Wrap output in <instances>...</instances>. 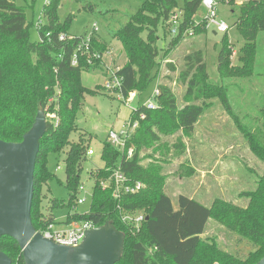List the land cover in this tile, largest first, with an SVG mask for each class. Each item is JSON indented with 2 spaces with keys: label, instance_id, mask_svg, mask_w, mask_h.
<instances>
[{
  "label": "trees",
  "instance_id": "16d2710c",
  "mask_svg": "<svg viewBox=\"0 0 264 264\" xmlns=\"http://www.w3.org/2000/svg\"><path fill=\"white\" fill-rule=\"evenodd\" d=\"M60 1L45 3L41 16L44 21L38 26L40 39L32 41L30 27L33 21L28 20L25 7L18 5L16 0H0V139L21 141L35 123L40 106L52 108L54 102L58 105L59 124L55 126L47 122L48 129L40 140L37 155L31 209L36 230L50 223H59L51 211L43 212L41 203L43 187L57 178L48 166L49 157L60 154L67 146L65 173L70 199L67 204L57 199L50 202L52 208L77 205L82 163L88 147L84 139L71 143L70 136L77 129L76 119L85 95L95 92L81 83L82 72L99 65L98 62L89 65L85 57L79 58L77 66L72 65V56L85 35H69L73 15L60 21L57 11ZM244 1L236 22L240 23L245 40L240 49V64L232 63L233 45L228 44L224 35L217 63L222 80L247 78L256 73V41L264 32V0ZM201 2L185 1L182 8L184 22L172 43L180 38ZM176 7L177 0H144L124 25L108 31L121 41L127 56L126 62L116 71L123 78L122 92L125 96L133 90L142 93L154 79L160 39L156 32L161 24H166ZM204 22L194 26L195 31L203 32L206 29ZM62 34L71 38L62 40ZM91 42L99 52H108L106 42L101 38L92 36ZM170 66L175 69L174 65ZM179 80L186 85L185 104L179 106L177 95L168 84L158 85L161 92L159 107L146 109L143 104L134 111L133 119H137L139 124L129 143L134 146L133 156L120 153L106 139L101 148L104 166L95 172L90 210L87 213H70L63 221L67 224L91 220L96 226L111 222L124 232L123 254L115 264H255L264 256V171L258 177L254 190L240 194L248 199L246 206L220 198L208 206L184 194L178 196L175 206L171 197L162 190L167 176L163 173L161 159L155 156L158 151H163L161 134L173 135L180 131L184 136H191L213 98H218L231 112L228 87L224 83L218 85L209 81L203 50L198 49L185 56V68L180 72ZM231 114L240 127L236 115ZM241 129L253 152L264 162V129ZM175 149L178 157L184 153L182 140L175 144ZM142 150L151 152L141 155ZM145 159H149L147 164L143 163ZM117 165L130 179L146 185L140 192L125 196L122 209L118 208L112 191L99 185V178L109 175L107 169ZM141 209L149 218L143 222L139 232H133L123 221L122 211ZM212 217L252 244L245 256L231 253L220 247L214 238L203 236ZM0 250L11 257L13 264H25L22 250L13 238L2 237Z\"/></svg>",
  "mask_w": 264,
  "mask_h": 264
},
{
  "label": "rangeland",
  "instance_id": "374dc122",
  "mask_svg": "<svg viewBox=\"0 0 264 264\" xmlns=\"http://www.w3.org/2000/svg\"><path fill=\"white\" fill-rule=\"evenodd\" d=\"M144 0H61L57 8L60 21L73 15L69 27V35H90L103 38L108 47L104 64L97 68L83 70L81 83L94 93H87L83 105L76 119V131L70 136V142L86 141L88 148H93V155H86L82 163L80 184L91 193L95 185L96 171L104 166L101 158L103 142L108 132L113 129L117 132L127 128V123L134 111L145 104L157 85L168 84L176 93L178 104H185L186 85L179 80L180 72L185 68V56L192 51L201 49L205 53L208 66L209 81L213 84L224 83L228 87V98L231 112L236 115L239 125L218 98L209 100V106L195 125L191 136H184L179 131L173 135L161 134L163 151L156 153L161 159L163 173L167 176L163 192L168 194L174 205L177 206L178 196L184 194L198 199L210 206L213 200L220 198L232 201L240 206H246L248 199L240 194L254 190L258 177L264 171V162L253 152L241 127L252 131L264 129V32L257 38V55L255 72L247 78H231L222 80L217 63L222 46L223 36L226 35L228 44H232V63L240 64V49L245 44L239 24L236 23L240 8L244 0H216L218 2L219 17L226 21L230 28L224 32L215 33L206 28L203 32L195 31L205 18V9L202 4L198 11L189 18L185 26L188 31L181 34L176 43H172L176 36L172 34L170 22L161 24L157 30L159 56L158 65L154 70V79L148 87L139 93V97L130 103L122 100L119 92L106 90L103 86L107 68H120L127 60L121 41L112 37L109 30H115L124 25L130 16L137 12ZM185 1L177 0L178 7L173 11V17L184 19ZM17 4L25 7L29 21L32 41H39L40 35L37 22L41 18L45 0H16ZM94 25L98 28L94 30ZM67 35V34H66ZM67 35V36H69ZM144 32L143 36L146 37ZM171 42V43H170ZM170 64L175 66L173 70ZM185 145L184 153L178 157L175 144L180 141ZM69 146L60 154H51L48 166L56 173L57 178L43 187L42 210L50 212L63 223L70 213H87L92 204V195H87L84 203L73 207H51V199L68 203L70 191L66 185L65 159ZM151 150H142L141 155ZM149 159L143 160L147 164ZM182 169V172H181ZM206 238H214L223 249L245 256L252 248V244L232 232L215 218H210L206 225Z\"/></svg>",
  "mask_w": 264,
  "mask_h": 264
},
{
  "label": "water",
  "instance_id": "95a60500",
  "mask_svg": "<svg viewBox=\"0 0 264 264\" xmlns=\"http://www.w3.org/2000/svg\"><path fill=\"white\" fill-rule=\"evenodd\" d=\"M47 129L40 106L35 123L21 141L0 139V240L4 236L16 240L25 264H115L122 257L125 234L111 222L88 230L77 246L55 243L36 232L31 211L34 174ZM0 264H13L1 250ZM255 264H264V256Z\"/></svg>",
  "mask_w": 264,
  "mask_h": 264
},
{
  "label": "built area",
  "instance_id": "2783aa9c",
  "mask_svg": "<svg viewBox=\"0 0 264 264\" xmlns=\"http://www.w3.org/2000/svg\"><path fill=\"white\" fill-rule=\"evenodd\" d=\"M50 0H45V3H49ZM203 8L205 9V18L202 20L205 24V28L212 29L215 33L224 32L226 33L230 25L222 20L219 17L218 13V2L216 0H202L201 2ZM172 25L171 32L175 36L180 34L181 26L183 25L184 19L179 20L177 16L171 15L167 20ZM42 22L39 20L37 22V26H41ZM94 30L97 31L98 28L94 25ZM185 30V28H184ZM184 30L181 32L183 34ZM188 30H185V33ZM93 35H87L82 40V43L77 47V50L72 56V65L77 66L79 64V58L85 57L88 64L93 66L98 62L99 64H104L105 54L108 52H99L91 46V37ZM66 38H71V36H67L66 34H62L60 39L64 40ZM116 69L107 68V75H105V81L103 86L106 90H114L121 94L122 100L126 103H130L139 97V93L136 90H133L125 96L122 92V80L123 78L116 74ZM160 88L157 85L149 98L146 100L144 106L146 109H156L159 107V96H160ZM56 98L53 97L50 102ZM137 110V109H136ZM46 121L51 122L55 126L59 124L60 118L58 114V105L54 102L52 108L48 105L44 108ZM144 117V115H141ZM127 128L120 130L117 132L113 129H110L108 132L107 140L113 145L115 149H117L122 154H127V157H132L134 153V146L129 144L131 139L133 138L136 129L138 127V120L131 119L126 122ZM95 153L93 148H87L86 155H93ZM109 171V175L107 177L99 178V185L103 189H110L112 192V197L117 202V206L119 209L121 208L122 200L127 195H133L140 192L143 188H145V183L139 180L133 181L130 179L127 174L122 170L121 166L117 165L111 169H107ZM93 192V191H92ZM88 193L84 185L79 187V192L77 196V204L84 203L87 200V195H92L93 193ZM148 215L145 210H123L122 211V219L126 222L130 229L133 232H139L143 222L147 219ZM96 227L95 223L91 220L89 221H73L71 223H63L59 221V223H50L46 227L41 230H36V232H40L44 237L51 239L55 243L69 246H77L79 245L88 230Z\"/></svg>",
  "mask_w": 264,
  "mask_h": 264
},
{
  "label": "crops",
  "instance_id": "0c3cea01",
  "mask_svg": "<svg viewBox=\"0 0 264 264\" xmlns=\"http://www.w3.org/2000/svg\"><path fill=\"white\" fill-rule=\"evenodd\" d=\"M103 41H104V39L103 38H101ZM105 42V41H104Z\"/></svg>",
  "mask_w": 264,
  "mask_h": 264
}]
</instances>
